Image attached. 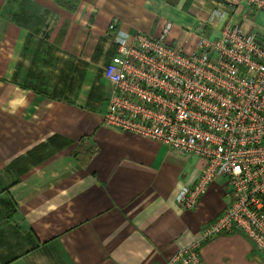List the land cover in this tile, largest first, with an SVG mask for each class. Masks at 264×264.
<instances>
[{
	"label": "crops",
	"instance_id": "crops-1",
	"mask_svg": "<svg viewBox=\"0 0 264 264\" xmlns=\"http://www.w3.org/2000/svg\"><path fill=\"white\" fill-rule=\"evenodd\" d=\"M11 1L0 0V202L28 247L11 261L5 249L2 264H165L231 197L219 178L183 211L176 196L204 162L102 124L103 69L115 51L108 25L154 36L168 23L170 43L188 50L199 25L220 34L206 21L219 0H75L74 11L15 0L33 9L23 24L3 14ZM201 259L264 264L242 233L203 244Z\"/></svg>",
	"mask_w": 264,
	"mask_h": 264
},
{
	"label": "built area",
	"instance_id": "built-area-1",
	"mask_svg": "<svg viewBox=\"0 0 264 264\" xmlns=\"http://www.w3.org/2000/svg\"><path fill=\"white\" fill-rule=\"evenodd\" d=\"M242 6L264 16V0L219 5L206 21L225 18L220 34L198 29L188 50L170 43L168 23L157 36L108 26L115 51L103 76L113 92L102 124L204 162L176 196L183 211H193L219 178L231 197L200 238L165 264H204L202 245L235 233L264 255V26L249 11L241 15ZM247 20L253 27L244 28Z\"/></svg>",
	"mask_w": 264,
	"mask_h": 264
},
{
	"label": "rangeland",
	"instance_id": "rangeland-1",
	"mask_svg": "<svg viewBox=\"0 0 264 264\" xmlns=\"http://www.w3.org/2000/svg\"><path fill=\"white\" fill-rule=\"evenodd\" d=\"M191 2H192V0H186L185 1V6H186V4H189ZM226 2H228V1L219 0L218 2H216L214 4H210V6L215 8V7L219 6V5L226 4ZM238 2L239 1H237L236 3H238ZM69 3L73 7L77 6L76 1L75 2L69 1ZM22 6H24V8H25V12H24V8H23V10L21 8H19V7H22ZM248 11H249L248 7L242 6V7H240V11L239 12L241 13V15H243L244 13L247 14ZM3 14L4 15H9V16L14 14V16H17V21H19L20 23L23 24L24 23V19L27 18L28 15H29L30 18L32 17L33 9H32L31 6L23 5V3H19L18 1L14 0V1H11L9 5H7V6H5L3 8ZM248 14H252V16H250V21L253 20V18L255 19V21H252V22H254L253 24L264 26V16L263 15H258L255 12H250V11L248 12ZM224 19H222L218 23V25H217L218 28H221L223 26ZM250 21L249 20L246 21L248 24H250L249 25L250 27H248V28L253 27V25L250 23ZM164 26H165V23L161 24L158 27L159 29H158L157 34L154 35V36H157L161 32V30L163 29ZM204 28L205 27L203 25L202 26L199 25L198 28L196 30H194V32L195 33L198 32V29H202V32H203ZM255 30H257V29H255ZM148 36H151V35H148ZM193 38H194V36H193ZM107 40H109L108 41L109 43H112L111 37H109V39H107ZM177 46H179V45H177ZM180 47H182V46H180ZM182 48L185 49L184 47H182ZM0 81H4V80L1 79ZM106 87H107L106 89L108 91V97L105 99V104H106L105 110L107 108L109 97H110V95L113 92V88H112V86L109 83H106ZM105 110H104V112H105ZM104 112L102 113V116H103ZM101 120H102V118H101ZM11 213H12V207L9 208V209H6L5 207H1V202H0V259H1V257L4 258L2 255H3L4 251H5V249H7V250L14 249V251L11 252V254L9 256L5 257V258H9V257H12L13 254H15V253L23 252V250L28 247L27 244H22L26 240V238H25L26 235H23L21 231L16 230L15 227H13V225L11 224L9 219L7 218L9 216L11 217ZM12 246H14L16 248H14ZM2 263H3V260H0V264H2Z\"/></svg>",
	"mask_w": 264,
	"mask_h": 264
},
{
	"label": "trees",
	"instance_id": "trees-1",
	"mask_svg": "<svg viewBox=\"0 0 264 264\" xmlns=\"http://www.w3.org/2000/svg\"><path fill=\"white\" fill-rule=\"evenodd\" d=\"M55 1L57 2V4L59 6L65 8V9H67L69 11H74L75 10V7L71 6V4L69 3V1L75 2V0H55ZM15 258L16 257H12L10 259V261L13 260V259H15Z\"/></svg>",
	"mask_w": 264,
	"mask_h": 264
}]
</instances>
